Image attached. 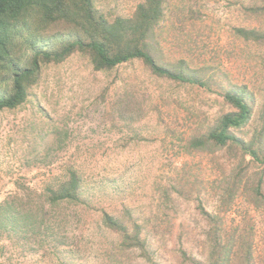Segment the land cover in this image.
Wrapping results in <instances>:
<instances>
[{"label":"rangeland","instance_id":"374dc122","mask_svg":"<svg viewBox=\"0 0 264 264\" xmlns=\"http://www.w3.org/2000/svg\"><path fill=\"white\" fill-rule=\"evenodd\" d=\"M142 1L94 3L111 19ZM235 28L264 30V1H163L154 27L161 58L185 61L208 88L157 77L139 60L98 71L74 53L42 67L26 101L0 111V201L42 205L46 215L40 227L0 237V264H191L181 250L204 261L216 232L231 239L228 264H264V203L252 191L260 183L264 193V39L244 40ZM241 87L250 118L230 130L257 157L232 143L192 149L191 138L233 110L223 93ZM69 167L84 180L86 205L51 207L38 197ZM101 208L141 226L151 259L119 253V236L97 225Z\"/></svg>","mask_w":264,"mask_h":264},{"label":"trees","instance_id":"16d2710c","mask_svg":"<svg viewBox=\"0 0 264 264\" xmlns=\"http://www.w3.org/2000/svg\"><path fill=\"white\" fill-rule=\"evenodd\" d=\"M163 1L143 0L131 16L109 19L97 9L94 0H0V111L19 107L26 101L29 89L39 81L44 65L62 63L74 53L87 57L94 70L107 71L124 62L139 60L157 77L208 88L185 61L169 62L161 58L154 39V27L162 16ZM233 32L244 40L264 39V30L235 28ZM245 90L241 87L223 93V99L233 110L221 115L205 134L191 138L189 146L192 149L210 151L232 143L257 157L250 144L230 130L240 128L250 118L251 105ZM42 136L40 132L39 139ZM259 184L252 187V191L255 204L261 206L264 193ZM83 186L81 175L69 167L65 176L54 185H47L44 195L38 198L51 207L62 203L86 205L82 197ZM25 192L37 194L32 189ZM17 206L13 200L0 201V237L11 238L24 226H42L46 215L44 206L39 205L34 212ZM97 212L98 227L119 236V253L141 249L146 259H151L153 252L148 251L140 239L142 228L138 223L127 218L128 225L124 218L116 217L104 208ZM124 212L128 214L126 208ZM200 212L210 220L211 215L203 207ZM49 231L52 233L51 229ZM213 239L212 253L204 261L182 249L183 260L191 264H228L231 239L222 243L217 232ZM185 240L188 242L190 238ZM176 242L182 245L180 235ZM119 263V258H115L108 264Z\"/></svg>","mask_w":264,"mask_h":264}]
</instances>
